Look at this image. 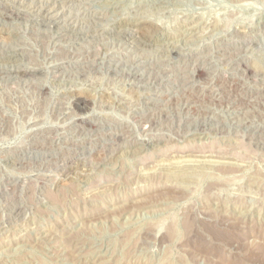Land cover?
Returning <instances> with one entry per match:
<instances>
[{
  "label": "rangeland",
  "instance_id": "1",
  "mask_svg": "<svg viewBox=\"0 0 264 264\" xmlns=\"http://www.w3.org/2000/svg\"><path fill=\"white\" fill-rule=\"evenodd\" d=\"M0 264H264V0H0Z\"/></svg>",
  "mask_w": 264,
  "mask_h": 264
},
{
  "label": "bare ground",
  "instance_id": "2",
  "mask_svg": "<svg viewBox=\"0 0 264 264\" xmlns=\"http://www.w3.org/2000/svg\"><path fill=\"white\" fill-rule=\"evenodd\" d=\"M49 13V12H48ZM52 14H54V13H52ZM44 18V17H43ZM46 18V17H45ZM47 20V19H46ZM201 73H199L198 75H200ZM83 108H85V107H83ZM99 262V261H98ZM103 263V262H102Z\"/></svg>",
  "mask_w": 264,
  "mask_h": 264
}]
</instances>
